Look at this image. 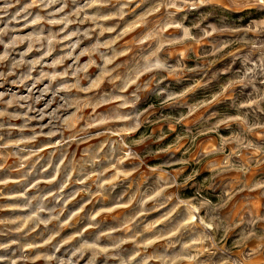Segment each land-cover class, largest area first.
<instances>
[{"label": "rangeland", "instance_id": "374dc122", "mask_svg": "<svg viewBox=\"0 0 264 264\" xmlns=\"http://www.w3.org/2000/svg\"><path fill=\"white\" fill-rule=\"evenodd\" d=\"M86 2L87 0H77V3L73 4L72 0H68L67 7L61 12L59 9L63 6V0L48 8L40 4L39 0H36L35 4L33 0H13L14 6L8 10V15H0V30L5 27L16 29L15 32L9 31L3 37L4 43L0 44V56L8 53L7 58L0 62V73L6 77L0 79V96L3 98L0 111L6 110L21 117L0 119V124L5 126L4 130L0 131V220L8 221L0 224V264H57L58 259L67 260L71 257L74 246L83 241L94 242L98 234L108 229H120L112 233L113 239H124L127 242L114 249L113 239L108 236L101 237L95 264H120L118 259L109 257L119 255L128 260L136 252L140 255L136 256L131 264H141L145 257H157L166 251L171 257L174 253H179L180 243L191 238L206 215L217 214L215 209L210 210L206 206V202L211 205L226 202L218 214L222 220H227L236 227L232 228L226 237L223 230L216 232L210 228L209 232L216 237V246L212 247L211 242H206L202 246L204 250L192 252L196 257L194 260L178 259L176 264H232L233 261L264 264V187L257 186L264 185V98H261L264 97V76L258 74L264 69V49L259 46L253 48L251 44L242 42L245 39L264 42V34L245 35L243 32L234 31H217L207 36L204 34L205 30L211 31L209 25L219 28L221 17H228L237 24H247L250 19H262L264 5L236 12L226 6L225 0H211L210 3L199 7L177 4L171 8L166 6L167 0H98L94 7L81 12L79 16L71 15L77 7H82ZM53 12L57 13V19H63L67 14L69 20L75 22L66 25L31 24L37 15L47 20L51 18L49 13ZM97 13L111 17L99 20L98 23L106 28H115V31L99 35L100 28L97 23L86 18ZM162 17L181 23L185 28H191V35L195 39L166 46L161 57L167 58L168 63L176 69L175 72H149L141 76L139 83L145 85L148 90L137 93L141 99L134 108L120 110L143 113L142 126L124 137L134 155L124 159L119 169H116L114 162L110 164V146H106L99 153L100 159L95 169L90 164H82L83 160L88 159L83 156L86 149L95 154L109 139L96 133L109 128L118 130L123 125L113 123L94 127L86 134L93 137L86 143L62 144V141L71 138L72 132L65 129L61 135L58 130L59 122L53 119L52 113L59 109L56 115L63 119L75 113L76 109L64 108L61 97L130 96L137 85L133 84L127 92H118L115 91L114 85L105 80L92 93L61 92L54 98L53 92L61 83L74 82L70 69L77 63V57L79 67L86 65L89 60L101 64L99 54L90 53L89 49L97 40L104 43L121 37V34L122 38L115 44L116 50L130 51L120 56L112 67L123 65L120 68L121 73H134L136 58L142 47H147L139 45L137 40ZM197 24L199 27H196ZM89 29L93 31L88 37L72 35L87 32ZM50 31L60 34V42L55 45V51L51 55H46L47 49L41 47L45 41L33 44L32 41L26 40L15 48L6 47L16 36H47ZM181 33V29L172 28L165 35L178 36ZM69 36L70 39H63ZM73 44L77 45L74 51L70 47ZM30 45L32 51L28 52ZM223 45L227 46L222 47ZM218 47H222V50L215 51ZM82 51L86 54L81 55ZM26 52L27 55H23ZM65 55L70 58L57 67L44 66ZM20 59H41V64L36 65L35 70L31 72L27 64L14 69L13 63ZM66 70L69 72L68 76L58 79L52 84V89L45 93L44 89L50 81H41V72L59 74ZM99 71V68L91 66L84 75L93 77ZM29 74L32 79L24 80ZM250 74H255L251 83L246 79ZM153 76H156L157 80L161 77L167 78L157 83L151 79ZM22 80L24 82L20 83ZM241 80L243 83H237ZM82 83L86 85L88 81ZM155 89L176 93L179 98L163 103L165 97L153 94ZM24 96H31L32 99L18 100L9 106V102L14 98ZM40 97L43 98L38 100ZM28 106H33L35 111L29 112ZM115 107L116 104H105L95 109V112L98 115L108 113ZM92 112V108H85L79 114L87 118ZM40 113H43V118H39ZM24 116L33 119L27 123L24 131H20L26 123ZM236 116H240L241 120L228 119ZM83 124L84 121H80L75 130L78 131ZM8 125L15 127L9 129ZM252 125L256 126L249 130ZM32 129H35V133ZM53 130H58V134L48 135ZM41 132L43 134L38 135L33 143L20 144L19 147L15 145V141L30 138ZM142 136L150 138L143 143L132 144L133 140ZM111 139L118 140L120 137L114 136ZM248 144L252 147H247ZM33 152L37 154L33 155ZM116 159H119V153ZM70 161H74L77 174L72 176V182L64 190V196L68 199L77 191L79 195L66 205L63 201L55 204L53 198L49 201V207L55 206L58 211L63 208L60 221L68 220L70 214L78 212L81 208L83 211L62 229L59 227L60 221H54L47 228L44 225L36 227L34 221L25 222L24 218L32 211L25 207L28 198L39 191H57L71 171ZM110 166L113 171H108L103 178L105 184L102 190L94 180L76 182L83 179L81 167L84 172H92L102 171ZM240 168L244 171L237 170ZM57 170L59 176L56 175ZM162 173L174 175L176 186L168 187L162 194L157 195ZM189 176H194V179L185 183ZM37 181L52 182H42L37 187H32ZM226 191L232 193L230 198L224 195ZM141 199H148L144 206L145 215H139ZM187 201L192 202L191 208L188 207ZM161 204L163 206H159ZM96 212L99 215L93 223L99 227H88L90 221L87 217ZM43 215L46 216V213ZM252 219L256 221L254 226L247 223ZM242 220L244 223H241ZM189 221L186 229L171 234L178 223ZM204 222L207 223V220ZM125 224L128 225L127 228L124 227ZM18 228L21 230L16 231ZM85 228L87 231H84ZM245 229H251L254 235L246 241L245 246L240 247L238 241ZM198 230L202 232L203 228ZM57 231L59 235L50 243H45L50 235ZM81 232L82 236L79 235ZM161 234L167 238L158 239ZM72 237L75 239H71ZM65 239H70V243L63 244L57 252L54 246L61 245ZM177 241L180 243H176ZM170 243L175 246L168 247ZM29 244L39 247L27 248ZM104 247L110 250L107 253L101 251ZM196 248L201 246L197 245ZM44 254L55 255L57 259L46 260ZM92 255V252H86L79 264H87ZM148 264H164V261L152 258Z\"/></svg>", "mask_w": 264, "mask_h": 264}, {"label": "clouds", "instance_id": "9594fccd", "mask_svg": "<svg viewBox=\"0 0 264 264\" xmlns=\"http://www.w3.org/2000/svg\"><path fill=\"white\" fill-rule=\"evenodd\" d=\"M18 2V0H16ZM61 2V0H39L40 4H43L45 8L51 7L52 5ZM98 0H87V2L82 7H77L76 11L73 12L71 15L79 16L81 12H86L87 9L94 7L97 4ZM211 0H167L166 6L176 7L177 4L180 5H187L189 7H199L203 4L210 3ZM226 6L236 12H240L243 9L256 6V5H264V0H225ZM33 3H36V0H33ZM73 4L77 3V0H72ZM68 5V0H63V6L59 9V11H64V8H66ZM13 0H2L0 2V15L7 16L8 10L13 7ZM156 11H159V9H156ZM57 13H49L50 19H45L42 16L37 15L32 21V25H41L43 23H47L50 25H57V24H68L75 21H70L69 16L66 14L63 19H57L56 18ZM171 14H169L170 17ZM87 19L92 20L94 23H97V27L100 28L99 35H103L104 32H113L115 31V28L112 27H103L98 23L99 20L102 19H109L111 17L102 16L99 13L96 15L87 16ZM242 19V17H240ZM220 27L217 28L216 25H209L208 27L211 28V31L205 30V36L212 35L216 33L217 31H234V32H243L245 35L247 33H256L257 36L264 34V18L253 20L250 19L247 24H237L232 20H229L228 17H221L219 21ZM196 27H199L197 24ZM177 28L181 29L182 33L178 36H170L165 35L168 33L169 29ZM9 31L15 32L16 29H9L5 27L4 29L0 30V44L4 43L3 37L6 36ZM93 31V29H89L87 32L84 33H73L72 35H83L85 37H88L89 34ZM191 28H185L181 23L173 22L170 18H160L157 21L154 22L153 26L145 31L144 34L140 36V38L137 40V43L141 46L147 45V47H142L141 52L138 54L136 58V63L134 65L136 71L134 73H128L127 71L124 73L120 72V68L123 67V65L117 64L115 67H112L113 64H115V61L122 55H126L130 49H122L120 51H117L115 48V44L117 43V40L121 37H117L116 39L109 40L107 42L101 43L99 40L95 43V45L89 49L90 53L99 54V59L102 62L101 64H97L95 60H89V62L84 65L83 67L77 66L78 64V57H77V63H74L70 69L72 76L74 78V82L72 83H61L59 84L55 91L53 92L54 98L58 96L61 92L63 93H72L73 91L77 93H92L95 92L100 85L107 80L108 84L115 86V91L118 92H127L129 88L132 87L133 84L137 85V88L135 91H133L130 96H120V95H113V96H107V95H101V96H85L83 98L75 97V98H68V97H61V99L64 101L63 107L64 108H75L76 112L72 113L63 119H61L60 116L56 115V112L59 111V109L55 110L52 113V117L54 120L59 122L58 130L60 134L62 135L63 130H68L72 132V136L69 140L62 141V144H71L73 142H79V143H86L89 139H92L93 137L86 135L88 131L91 128H98L103 125L107 124H113V123H121L123 126L118 129H105L104 131L96 133V135L99 136H106L108 137V141L106 144L101 145L99 150L95 154H91L89 150H85L83 153L84 157H87L88 159L83 160L82 164H90V166L95 169V165L99 162L100 156L99 153L103 151L104 147L110 146L111 150V156L112 161H110V164L114 162L115 168L119 169L120 163L124 160L129 158L131 155H134L130 152V146L129 144L125 143L124 137L132 132L137 131L141 126V116L143 113L136 112V113H129V112H122L121 109H127V108H134L137 103L140 102L141 97L137 95L140 91H147L148 89L145 87V85L139 83V78L143 75L148 74L149 72H155L157 74L159 73H174L175 68L170 65L167 61L166 57H161V53L163 52L164 48L166 46L170 45H176V44H183L186 40H192L195 39L191 35ZM41 32H43V29H41ZM60 34L58 32L50 31L49 35L47 36H16L12 39L11 43L6 45L8 48H15L16 45L23 43L24 41H32L33 44L40 43L41 41H45L46 43H43L41 45L42 48H46V55H51L52 52L55 51V45L59 43L58 36ZM71 37H64L63 39H70ZM245 44H251L253 48H256L259 46L261 49H264V42L262 41H256V40H247L245 39L242 41ZM79 43V42H77ZM77 45L73 44L70 47L75 50V47ZM227 45H223L222 47H226ZM222 47H218L215 49V51L222 50ZM101 49H106V51H100ZM39 50V49H38ZM28 52L32 51V46L30 45ZM215 51L212 53L215 54ZM81 55H85V52H81ZM23 55H27V52ZM8 56V53L6 52L4 56H0V62H2L4 59H6ZM70 57L68 55L62 56L58 59H55L52 63L44 65L48 68H55L58 65L62 64L64 60L69 59ZM29 65L30 72L35 70V66L38 64H41V59H35L31 61H26L24 59H20L13 63L12 67L19 68L23 65ZM91 66H95L100 69L99 73L95 74L93 77H89L88 75H84V73H87L88 68ZM13 73H8V75H12ZM69 72L66 70L63 73H47V72H41L40 74V80H49L50 83L45 87L44 92L47 93L52 89V84L55 83L58 79H62L65 76H68ZM260 76H264V69H261L258 73ZM167 77H161L160 80H157L156 76H153L151 79L156 80L157 83L162 82L163 79H166ZM0 79H6L5 75L3 73H0ZM32 76L31 74L24 77V80H31ZM249 83H251L255 79V74H250L248 77H246ZM88 81V83L85 85L82 82ZM24 81H20V83H23ZM237 83H243V80L237 81ZM31 92V89H29ZM153 94L164 96L165 99L163 103H169L179 98L178 94L173 92H166L163 89H155L153 90ZM43 97L38 98L42 99ZM264 98V97H261ZM32 99L31 96H24V97H18L14 98L13 101L9 102V106H11V103H16L18 100H24L28 101ZM38 100L36 102H38ZM119 101L120 103H117ZM0 102H3L2 96H0ZM105 104H116V107L112 110H110L108 113H101L97 114L95 112V109L104 106ZM243 106V105H242ZM85 108H92L93 112L91 115H89L87 118H85L83 115H80ZM195 110V109H193ZM28 111H35V108L33 106H28ZM4 117H8L9 119H20L21 117L15 114H10L6 110L0 111V119H3ZM39 118H43V113H40ZM23 119L25 120V125L20 128V131H24L25 128H27V123L33 119L32 117L24 116ZM228 119H234V120H241L240 116L236 117H230ZM84 121L83 127H81L78 131L75 130L76 125L80 122ZM256 125H252L249 127V130H251L252 127H255ZM4 125L0 124V131L4 130ZM9 129L15 127V125H8ZM218 127V125H217ZM55 129V126H54ZM58 130H53L48 133V135L53 136L58 134ZM32 131L35 133V129H32ZM43 133L35 134L27 139H21L18 141H15V145L19 147L20 144H29L33 143L37 138L38 135H42ZM114 136H119L120 139L114 140L111 139ZM150 137L142 136L138 140H133L132 144H140L143 143L145 140L149 139ZM8 145H4V147H7ZM247 147H252L251 144L246 145ZM128 149L129 151H125ZM21 151H24V149H21ZM117 153H119V159H116ZM15 154V153H14ZM33 155L37 154L35 152L32 153ZM66 158V156H65ZM138 158V157H137ZM199 162V161H198ZM181 163H187V161H181ZM21 167H23V162H21ZM69 167L71 171L67 175V179L65 182H63L57 191H39L37 194H34L32 197L28 198L26 208L32 209L31 213L24 218L25 222L28 221H34L35 226L39 227L40 225H44L46 228L48 225L52 224L54 221H60V217L63 215V208H61L59 211L55 206L49 207V201L54 198L55 204H60L61 201L64 202L66 205L70 202L71 199H75L76 195H79V191L72 194V196L68 199L64 196V190L68 187V184L72 182V176L77 174V168L74 166V161L69 162ZM238 171H244L243 168L237 169ZM80 171L83 174V179H79L76 182L77 183H85L87 180H94L97 187L99 189L104 188V177L108 171H113V167H108L105 170L102 171H92V172H84L83 167H81ZM59 170H57L56 175L59 176ZM128 173H122V175H127ZM218 174V173H217ZM194 179V176H189L185 183L188 182V180ZM214 179V177H213ZM161 185L159 192L157 195H160L165 191L168 187L176 186V178L174 175L170 173H162L161 177ZM51 183L52 181H37L35 184L32 185V187H37L39 183ZM259 187H264V185H257ZM99 194V193H97ZM24 195L27 197V192L24 193ZM225 196L231 197L232 193L226 191L224 193ZM167 200V198H165ZM148 203V199H141L140 201V212L139 215H145V205ZM188 207H192V202L187 201L186 202ZM199 203V201H197ZM226 203V202H225ZM225 203H222L220 205H211L210 202H206V206L211 210L215 209L216 215H206L202 220L199 226H197V230L193 232L191 235V238L183 243H180L177 241L176 243H180V251L179 253H174L171 257L168 256L167 251L160 256L157 257H145L141 264H148L149 259L157 258L162 261H164V264H169V261H171V264H176L178 259H189L194 260L196 257L192 255L193 251L199 252L203 249V245L206 242H211V246H216V237L212 232H209V229H214L216 232L223 230L225 237L227 236L228 232L231 231L232 228L236 227L235 224H230L227 220H222L219 213V209L225 206ZM163 206V204L159 205ZM83 211V208H81L78 212L70 214L68 220L66 221H60L59 227L62 229L66 223H69L72 219L75 218V216H78L80 212ZM46 213V216L43 215ZM99 215L98 212L90 214L87 219L90 221L88 224V227H99L98 224L93 223L96 221L97 216ZM165 219H168V217H165ZM207 220V223L204 221ZM8 221L0 220V224L7 223ZM189 222H180L175 226V230L171 234L179 233L182 229H186L188 227ZM241 223H244L242 220ZM250 225H255L256 221L255 219H252L247 222ZM125 228L128 227L127 224L124 225ZM202 227L203 231H199L198 229ZM21 229H16V231H20ZM120 229H108L105 232H102L98 234L96 240L94 242H87L83 241L78 246H74L71 257L67 260L64 259H58L57 264H79V261L84 258V255L86 252H92V256L87 261V264H95V257L97 255V247L100 242V238L103 236H108L110 239H113L112 233L119 231ZM150 230V229H149ZM84 231H87V228L84 229ZM59 235V232H53L52 235H50L49 239L45 243H50L55 237ZM79 235H83V232H81ZM254 235V232L251 229H245L244 234L241 236L240 240L238 241V246L243 247L246 245V241L251 238V236ZM158 239H166L167 237L163 234L159 235L157 237ZM71 239H75V237H72ZM127 241L124 239L115 238L113 239V248L118 249L120 246ZM70 243V239H65L61 245H56L55 250L58 252L60 247L63 246V244ZM197 245H200L201 248H196ZM175 245L170 243L168 247H174ZM33 247H39V245H33L29 244L27 245V248H33ZM110 249L108 247H104L101 249V251L107 253ZM140 253L136 252L134 256L131 257V259L125 260L121 258L119 255H113L110 256L109 259H118L120 261V264H131L132 260L136 258V256H139ZM24 259H27V257H24ZM44 259L50 260V259H57L55 255L49 256L47 254H44ZM15 264V262H14ZM232 264H243V261H233Z\"/></svg>", "mask_w": 264, "mask_h": 264}]
</instances>
